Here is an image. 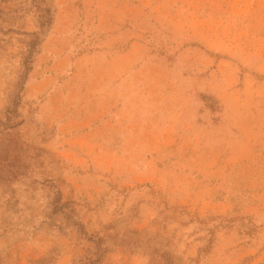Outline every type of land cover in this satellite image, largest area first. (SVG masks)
<instances>
[{
	"label": "rangeland",
	"instance_id": "obj_1",
	"mask_svg": "<svg viewBox=\"0 0 264 264\" xmlns=\"http://www.w3.org/2000/svg\"><path fill=\"white\" fill-rule=\"evenodd\" d=\"M0 264H264V0H0Z\"/></svg>",
	"mask_w": 264,
	"mask_h": 264
}]
</instances>
